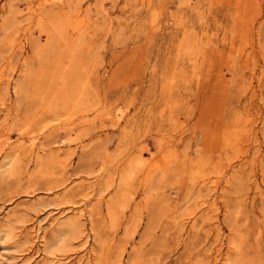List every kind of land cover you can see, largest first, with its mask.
I'll use <instances>...</instances> for the list:
<instances>
[{
	"label": "rangeland",
	"instance_id": "1",
	"mask_svg": "<svg viewBox=\"0 0 264 264\" xmlns=\"http://www.w3.org/2000/svg\"><path fill=\"white\" fill-rule=\"evenodd\" d=\"M0 264H264V0H0Z\"/></svg>",
	"mask_w": 264,
	"mask_h": 264
}]
</instances>
